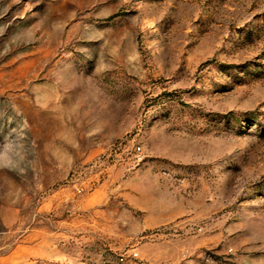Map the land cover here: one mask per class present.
I'll return each instance as SVG.
<instances>
[{"label":"rangeland","instance_id":"obj_1","mask_svg":"<svg viewBox=\"0 0 264 264\" xmlns=\"http://www.w3.org/2000/svg\"><path fill=\"white\" fill-rule=\"evenodd\" d=\"M0 264H264V0H0Z\"/></svg>","mask_w":264,"mask_h":264}]
</instances>
